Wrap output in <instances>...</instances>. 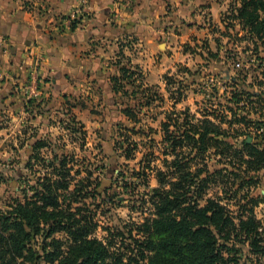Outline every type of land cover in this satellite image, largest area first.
<instances>
[{
    "label": "trees",
    "instance_id": "16d2710c",
    "mask_svg": "<svg viewBox=\"0 0 264 264\" xmlns=\"http://www.w3.org/2000/svg\"><path fill=\"white\" fill-rule=\"evenodd\" d=\"M221 21L224 24L221 32L231 26L234 28L237 21L242 28L248 29L247 32L255 31L260 38H264V0H240L239 7L230 5L229 13ZM74 25L75 21L71 23V28ZM119 55L124 54L120 51ZM117 63L118 74L110 76L111 88L117 96L126 95L122 91L125 82L133 84L135 79L130 67L122 65L120 61ZM134 67L142 71L137 65ZM185 69L190 73L189 68ZM168 77V74L163 76L166 86L169 84ZM230 81L245 89L246 84L239 83L237 77L231 76ZM217 93L214 87L210 94L213 100L204 99L205 104L210 106H203L201 118L188 109L166 113L165 120L160 124L161 154L172 158L163 159L162 166L154 163L155 141L150 136L152 127L146 126L144 129L145 125H142L138 126L140 130H136L135 126H126L122 128L124 133L116 132L114 150L116 153L120 150L117 156L126 160L135 159L139 145L132 135L147 138L148 146L136 165H123L132 177L125 185L136 194L139 188L143 189L139 194L144 195L136 202L140 206L150 204L153 207V213L144 216L145 223L135 224L136 228L144 226L147 236L142 234L139 238H133L129 229L128 238H132V243L118 252L109 251L111 238L106 237L105 243L90 238L98 226L93 213L89 211L83 214L79 212L81 207H72L76 199H84L92 191L98 193L96 189L101 182L100 176L105 173L100 169L102 173L94 174L87 165L91 167L92 162L86 157L76 158L71 150L65 149L60 137L55 141L48 137L36 140L33 153L26 162V167L36 179L31 200L26 198L23 203L16 201L13 206H8L9 210L0 211V264H21L17 260L27 256L32 264H165L150 255L153 252L184 258L186 264H244L237 255V242H248L252 250L261 252L263 256L264 245H261V241L264 243V227L260 232L259 222L243 220V215L252 212L258 203L259 197H254L249 191L257 185L258 173L264 167V145L252 143L246 138H242L239 143L234 141L240 132L233 125L243 122L245 116L237 114L233 106L223 104L221 98L225 97ZM157 95L155 97H160ZM145 96L147 105L151 98ZM236 96L233 92L225 100L229 102ZM178 101L175 99L174 103ZM34 104L32 99H28L26 111ZM214 104L218 108H213ZM120 111L130 123L141 121L138 118L139 111L130 105ZM61 121L70 137H74L80 149H83L86 144L83 125L71 116ZM44 147L51 151L50 158L41 154ZM209 156L216 157V162L224 163L225 166L210 170L207 161ZM101 167L105 169L106 164ZM82 171L86 172V176L71 188L73 175L80 176ZM116 175L123 177L126 174L119 169ZM151 178L155 179L156 185H151ZM115 180H110V184H114ZM211 185L221 186L223 195L207 197ZM238 193L242 194L244 202H240L241 214L237 217L238 222H234L230 210L221 200L228 199L225 198L227 195L230 197ZM140 206L137 209L146 213ZM60 233L62 236H56ZM121 249H126V252Z\"/></svg>",
    "mask_w": 264,
    "mask_h": 264
},
{
    "label": "rangeland",
    "instance_id": "374dc122",
    "mask_svg": "<svg viewBox=\"0 0 264 264\" xmlns=\"http://www.w3.org/2000/svg\"><path fill=\"white\" fill-rule=\"evenodd\" d=\"M225 1L226 5L229 3L231 6L232 4L235 7L240 6V0ZM203 16L193 18V20H199L200 22V25L195 23L196 26L201 27L205 23L203 30H199L196 27L193 31L188 32L187 30H178V27H176L173 34L170 35V39L167 37L157 39L156 42L167 41L172 47H175L174 53L169 49L167 51L169 54L175 55L176 61L171 64V68L174 67L173 70L167 69L172 71V73L168 74L170 76L168 77V86H166L164 81V89H161L158 84L149 82L146 72L141 67H139L142 70L141 72L134 67L136 65L132 60L135 61L136 57L139 56L138 52L141 50L138 45V37L132 36L119 42L118 50L126 47L123 49L126 53L123 56L118 54L115 60L120 61L122 65L130 67L135 82L133 84L125 82L122 91L126 95L119 94L116 96V101L120 108L127 105L136 108L139 111L138 118L141 120L139 123H130L127 119L125 121L123 119L120 120V115L117 116L116 108L114 107L109 109H98L100 107H97L96 109L95 106L99 105L98 101H93L94 104L88 103L92 105L91 115L93 119L87 128L88 144L83 148L89 149L92 154H88V151L84 154L89 156L90 159L87 158V160L92 162L91 167L87 164L88 169L94 171V174H98V172H104L105 174L103 173L104 175L100 176L101 182L96 189L98 193L89 192V196L86 195V198L76 199L75 201L77 202H73L72 207H81L82 209L79 212L83 214H88L90 211L95 215L94 220L98 226L92 231L90 238H96L103 243L106 242V237L111 238L112 244L108 247L111 253L118 252L120 248H126L127 244L132 243V238H128L129 229H131L133 238H139L142 234L146 235L148 232L144 226L141 228H136V226L142 222L145 223L143 221L144 216L153 213L152 205L145 204L140 206L136 202L141 195H144L139 194L143 192V189L139 188V193L136 194L131 192V188L128 185H125V183H129L132 177L126 172V168L123 165L128 164L130 167L136 165L135 163L141 158L148 146L146 144L147 138L138 134L132 135V139L136 140L139 145L135 152V159L126 160L124 157L117 156L120 150L118 153L114 150L116 132L124 133L122 128L126 126L127 128L135 126L136 130L139 129L138 126L142 125H145L144 129H146V126L152 127L153 132L150 133V136L155 141L153 144L155 151L154 163L162 166L163 159L170 160L172 158L161 154L162 130L160 124L165 120L166 113L172 110L188 109L197 118H201L200 111L203 106H210L205 104L204 99L213 100L210 94L215 87L218 90L217 94H223L225 99L229 98L231 93H236L237 96L233 100L230 99L227 102V100L221 98V101L223 104L233 106L240 116H245L243 122L233 125V128L240 132L234 141L239 143L242 138L247 139L249 137L250 142L264 145V135H262L264 133V38H260L254 33L255 31L252 33L247 32L248 29L242 28L237 21L234 28L231 26L227 31L221 32L224 27L221 22L219 23L220 15L215 20L212 17H208L207 14ZM207 17L209 19H206ZM216 24L223 30L216 29L218 28V26H215ZM204 40L205 42H203ZM162 51H164V48L160 50V52ZM183 51L186 52V55L182 53ZM154 56H157V53ZM155 61L156 64L160 63L158 59H155ZM236 63H239L240 66L237 67ZM165 66H167V63L162 68ZM186 67L191 70L190 73L185 71ZM167 70L166 72H168ZM231 76L237 77L239 83L244 82L246 84L245 89H242L240 85L233 84L230 81ZM155 94L160 97H155ZM145 95L151 98L147 105L145 104ZM175 99L180 101L174 103ZM212 107L218 108L215 104ZM226 113L229 114V111H226ZM7 122V127L0 130L1 212L9 210L8 206H13L16 201L23 203L26 198L31 200L30 197L34 194L32 187H36L35 176L26 167L24 155L11 147L9 140H14V132L9 134L11 129H9ZM111 123L112 125L110 126ZM119 123L120 125H118ZM223 127L226 128V124ZM104 139H106V142H104ZM9 159L12 161L9 162ZM208 159L210 170L220 169L225 166L224 163L219 164L216 162V157L214 156H209ZM104 164H106V168H100ZM100 169L102 172H100ZM119 169H122L126 175L123 177L117 176ZM73 176L72 180H74L71 188L74 183L84 179L86 172L82 171L80 176ZM95 176H92V178ZM258 177L257 185L253 186L249 191L254 197H259L257 198L258 203L253 207L252 212H246L243 215V220L253 219L259 222L261 226L259 231L261 232L264 227V200L262 199L264 198V167L258 173ZM112 179L116 180L111 185L110 180ZM90 180L94 183L93 179ZM150 183L152 186L156 185L155 179L151 178ZM93 188L92 186L91 189ZM221 188V186L211 185L207 190V197L222 196ZM241 196V193L230 197L227 195L225 198L228 199L221 200V203L230 210L229 214L234 222H238L237 217L241 214L239 204L244 202L243 196ZM201 203L203 204L204 201H201ZM137 206H140L143 212L146 213L143 214L141 209H137ZM109 228L110 230H108ZM137 230L141 233H138ZM56 236L60 237L62 234H56ZM262 242L261 245L263 246L264 243ZM125 250H122V252H126ZM236 250H239L237 255L240 258V262H244V264H258L261 262L260 264H264V255L262 256L261 252L252 250L248 242H237ZM150 255L165 264H186L184 263V258H173L164 252H153ZM124 257V261H126V256ZM17 262L32 264L29 256L17 260Z\"/></svg>",
    "mask_w": 264,
    "mask_h": 264
},
{
    "label": "crops",
    "instance_id": "0c3cea01",
    "mask_svg": "<svg viewBox=\"0 0 264 264\" xmlns=\"http://www.w3.org/2000/svg\"><path fill=\"white\" fill-rule=\"evenodd\" d=\"M229 10L225 0H0V130L8 121L9 134L14 132L11 147L25 162L36 140L45 137H60L76 158H89L84 153L91 151L80 149L61 120L71 116L83 125L85 146L93 101H98L96 109L116 108L125 121L110 82L118 74L115 59L126 53V47L118 50L119 42L138 37L141 50L132 62L164 89L163 75L172 73L167 69L173 70L176 61L167 51L174 53L175 47L157 39H170L176 27L203 30L205 23L196 26L200 22L193 18L204 14L213 20L220 15L224 27L221 19ZM28 99L35 104L26 111ZM41 154L52 156L45 147Z\"/></svg>",
    "mask_w": 264,
    "mask_h": 264
},
{
    "label": "built area",
    "instance_id": "2783aa9c",
    "mask_svg": "<svg viewBox=\"0 0 264 264\" xmlns=\"http://www.w3.org/2000/svg\"><path fill=\"white\" fill-rule=\"evenodd\" d=\"M236 66H237V67H239V66H240V64H239V63H236Z\"/></svg>",
    "mask_w": 264,
    "mask_h": 264
},
{
    "label": "water",
    "instance_id": "95a60500",
    "mask_svg": "<svg viewBox=\"0 0 264 264\" xmlns=\"http://www.w3.org/2000/svg\"><path fill=\"white\" fill-rule=\"evenodd\" d=\"M247 141H250V138L249 137L247 138Z\"/></svg>",
    "mask_w": 264,
    "mask_h": 264
}]
</instances>
